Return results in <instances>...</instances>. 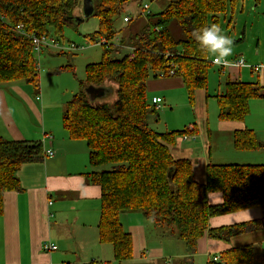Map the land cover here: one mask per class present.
Wrapping results in <instances>:
<instances>
[{"label": "trees", "instance_id": "trees-1", "mask_svg": "<svg viewBox=\"0 0 264 264\" xmlns=\"http://www.w3.org/2000/svg\"><path fill=\"white\" fill-rule=\"evenodd\" d=\"M129 1L95 0L92 16L98 25L84 36L88 45L77 46H83V50L100 47V60L85 65V79L65 104L62 125L71 139L83 140L87 145L93 170L85 176L101 190L98 240L110 246L115 263L133 264L132 236L123 229L120 215L138 212L161 236H174L183 242L189 255L183 264H193L190 256L197 252L198 240L205 233L209 238L229 241L251 231L264 232V217L208 227L213 216L264 206V164L208 163L204 182L197 181L192 161L177 158L170 151L177 137L194 134V126L191 130L169 132L155 129L159 104L148 101L147 83L157 78H179L190 102L195 91L206 90L213 64L192 33L217 25L227 4L235 5L237 0H165L162 10L156 13H142L147 5L143 4L136 17L125 12ZM81 3L82 0H0V85L23 81L38 92L39 66L31 37L44 36L63 44L51 35L63 37L65 26L81 24L73 21L81 14ZM124 17H130L129 21ZM118 19L122 20L120 26ZM140 19L143 23L138 24ZM173 23L178 27L177 36L171 30ZM110 82L116 86L115 101L100 105L90 102L85 88L106 87ZM214 98L220 121L241 122L249 114V101L264 98V87L227 80L224 91ZM231 138L236 150L264 147V142L247 127L233 130ZM43 156L40 141L0 136V216L4 194L20 189L18 170ZM210 192H220L221 203L208 204L206 196ZM259 262L264 264V248ZM64 264L112 263L91 259ZM207 264H256V251L251 244L231 248L220 253L217 260L211 256Z\"/></svg>", "mask_w": 264, "mask_h": 264}, {"label": "crops", "instance_id": "crops-1", "mask_svg": "<svg viewBox=\"0 0 264 264\" xmlns=\"http://www.w3.org/2000/svg\"><path fill=\"white\" fill-rule=\"evenodd\" d=\"M212 58L209 55V59ZM246 67L248 66L221 68L228 69V80L233 81L244 78L243 70ZM249 69L251 72L257 71L260 79L264 64ZM260 83L264 87V73ZM224 85L225 83L218 93L224 91ZM108 86L104 88L108 89ZM32 92L34 96L29 85L26 86L23 81L0 85V136L7 140L40 141L44 150L51 149L54 154L52 157H43L40 161L23 164L17 172L20 189L7 191L3 196L0 264L84 263L91 259L115 264L110 246L101 244L98 240L101 190L98 185L88 182L85 176L93 170L87 163V145L83 140L71 139L64 129L62 111L65 105L59 109H49L51 104L44 100L45 94H37L35 90ZM36 95H41L39 100ZM203 96L207 98L206 90L195 91L190 106L198 122L207 118V106L204 109L200 104ZM155 97H159L161 102L157 107L158 122L154 123V128L160 132L179 130L174 120L165 119L164 123H160L158 112L163 105V113L168 108L170 111L177 104L178 98L189 101L181 80L176 77L149 80L147 99L152 103ZM27 109L35 117V122L28 116ZM194 123L184 126L189 130L194 126L191 138L183 140L177 137L170 146V151L177 158L192 161L195 178L200 183L205 180L204 172L208 163L264 164L257 163L263 155L252 154L253 150H236L232 146L233 130L247 127L246 121H220L222 129L227 130V137L224 149L216 156L212 149H221L222 146L211 139V134L204 125L202 131L201 126ZM259 140L262 143L264 141L260 137ZM196 141H199L200 149L193 145ZM206 199L210 205L218 204L222 201V195L220 192H210ZM263 217L264 206L255 207L213 216L208 221V227L230 226ZM120 221L123 229L132 236L133 264H183V260L189 257L183 242L174 236H160L140 213H123ZM152 231L157 233L159 241L154 240ZM45 241L55 244L57 249L43 250L42 244ZM248 244L255 248L256 264H262L259 261L261 249L264 248V232L261 230L237 235L229 241L212 239L205 233L198 240L197 252L190 257L193 264H207L213 255Z\"/></svg>", "mask_w": 264, "mask_h": 264}, {"label": "rangeland", "instance_id": "rangeland-1", "mask_svg": "<svg viewBox=\"0 0 264 264\" xmlns=\"http://www.w3.org/2000/svg\"><path fill=\"white\" fill-rule=\"evenodd\" d=\"M143 4H148L149 11L156 13L162 10L165 0H130L124 7L125 12L130 14L131 17H136L141 11ZM140 23H143V19H140L138 24ZM121 24L122 20L118 19L117 25L120 26ZM97 25V19L92 16L77 27L65 26L63 37H56L54 34L51 36L63 42L66 48L72 43L87 46L88 40L84 36L94 30ZM217 25H219L222 34L228 36L233 41L232 54L225 60L229 62L238 59L243 60L248 67L243 70L244 78L241 77L240 80L261 85L260 81H262L264 70L262 69L259 79L258 72H251L249 67L264 64V0H237L235 5H231V2H229L226 13L219 16ZM171 30L175 36L178 35V27L174 23L171 25ZM100 55V47H87L84 50H78L71 54L67 50H64L62 53L60 50L48 46L42 49L39 56L35 53L39 66V88L37 94H45L44 100L46 99L51 104L49 109H59L80 90V81L85 79V65L87 63L98 62ZM67 64L72 67L65 68ZM227 70H222L219 65H213L208 71V86L206 88V95L208 96L207 98L205 96L200 98L201 106L204 109L207 106L206 120L200 121L201 119H199L200 122L196 121L195 114L192 107H190L191 102L186 99L178 98L177 104L172 106L171 112L168 108V111L163 113L162 108L164 105L160 107L161 110L158 112L160 113V123H164L165 119L174 120L179 130L184 129V126L187 127L188 124H195L194 122L198 126H201V128L204 125V128L210 132L211 139L222 146L221 149H212V153L215 156L220 155L218 153H221L224 149V144H226L224 143L225 137H227L225 131L227 130L222 129L223 125L220 124V120L218 119L217 102L212 95H216L223 88L226 80L229 79L226 74ZM25 85L28 86L29 84L25 83ZM108 87L110 91L105 96L96 98L90 102L94 105L114 102L116 99V86L110 82ZM29 88L31 89L32 96H34L32 92L33 88L30 85ZM27 113L34 121L35 117L28 109ZM244 121L248 123L247 128L255 133L257 140H259V137L264 140V98H254L249 101V114ZM193 145L200 149L199 141L193 142ZM252 154L263 155L257 163H264V147L253 150ZM87 163L89 165V157L87 158ZM221 164H225V162ZM148 222L152 224L149 220ZM153 235H155L153 236L154 240H160L157 233L153 232Z\"/></svg>", "mask_w": 264, "mask_h": 264}, {"label": "built area", "instance_id": "built-area-1", "mask_svg": "<svg viewBox=\"0 0 264 264\" xmlns=\"http://www.w3.org/2000/svg\"><path fill=\"white\" fill-rule=\"evenodd\" d=\"M149 11V5H144L143 6V11L142 13L144 12H148ZM130 17H124V21H129ZM20 27V26H19ZM31 40H32V43L34 45V49H35V53L39 56L42 52V49H44L45 47H50V48H53V49H58V50H67V51H74V50H81L83 48V46H77L76 44H70L67 48L64 46V44H61L59 42H57L56 40L52 39V38H46L44 36L42 37H37V36H32L31 37ZM98 44V43H97ZM210 62L212 64H216V65H221L223 67H227V66H243L245 65L244 61L241 60V59H238L236 61H226V60H223V61H220V62H215L214 60V57L212 59H210ZM36 99L39 100L40 99V96L39 95H36ZM153 104H156L158 105L160 102H161V99L159 97H155L153 98L152 100ZM47 135H45L46 137ZM191 138V136H184L182 137V139L184 140H187ZM53 151L51 149H45L44 150V156L43 157H52L53 156ZM42 248L43 250H46V251H52V250H55L57 247L55 244L53 243H50L49 241H45L43 244H42ZM219 258V255H213L212 256V259L213 260H217Z\"/></svg>", "mask_w": 264, "mask_h": 264}, {"label": "clouds", "instance_id": "clouds-1", "mask_svg": "<svg viewBox=\"0 0 264 264\" xmlns=\"http://www.w3.org/2000/svg\"><path fill=\"white\" fill-rule=\"evenodd\" d=\"M192 38L205 54L214 57L215 62L223 61L232 54L233 41L222 34L219 25L201 27L192 33Z\"/></svg>", "mask_w": 264, "mask_h": 264}, {"label": "water", "instance_id": "water-1", "mask_svg": "<svg viewBox=\"0 0 264 264\" xmlns=\"http://www.w3.org/2000/svg\"><path fill=\"white\" fill-rule=\"evenodd\" d=\"M94 3L95 0H82L81 3V14L74 17L73 21L76 23H82L94 14ZM108 89L104 87H95L89 85L85 88V93L88 95L91 101L96 98L103 97L108 93ZM169 176V174H168Z\"/></svg>", "mask_w": 264, "mask_h": 264}]
</instances>
